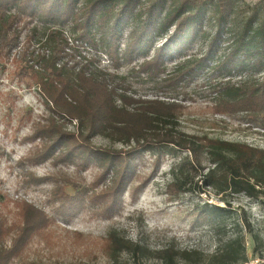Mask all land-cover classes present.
I'll return each instance as SVG.
<instances>
[{
    "label": "rangeland",
    "instance_id": "obj_1",
    "mask_svg": "<svg viewBox=\"0 0 264 264\" xmlns=\"http://www.w3.org/2000/svg\"><path fill=\"white\" fill-rule=\"evenodd\" d=\"M93 1L72 0L62 18L68 20L64 24L59 22L53 25L51 22L45 23L46 19L36 17L24 27L20 43L32 28L37 30L36 39L40 38L45 25L60 28L68 45L80 51L76 59L89 58L97 67L115 73L120 88L129 97L158 98L179 104L180 107L173 113L176 128L181 132L264 149V130L244 118L241 112L230 114L217 111L215 101L220 96L217 88L220 82L229 76L234 81L244 74V71L237 72L233 68L237 59L224 58L222 54L227 52L222 49L217 54L211 51L207 65L194 69L190 77L186 75L181 81L169 77L176 73L177 68L183 69L178 66L185 60H199L207 54L206 37L198 31L195 37L181 44L170 45L168 50L165 47L160 52V55L163 54L158 61H161L160 66L157 63L155 67L152 59L162 46L163 39L153 37L152 46L146 50V55L142 51L134 53L132 49L128 50L131 45L127 46L129 37L133 40L132 33H138L147 20V5L136 9L139 18L135 20L122 16L116 19L114 14L118 8L113 5L108 16L102 19L107 22L95 32V39L99 42L104 38L114 20L121 21L116 27V47H110V50L117 48L120 58L119 66L114 67L112 59L103 53L99 44L95 48L90 47L78 38L81 29L75 26L85 20V11ZM205 2V13L197 19L201 20L202 31L209 33L215 31V20H220L221 13L214 8L213 0ZM258 2L237 0L227 19L230 20L229 25L246 20ZM170 3V0L166 2L162 14L172 9ZM144 31L145 34L149 32L147 28ZM107 42H110L109 37ZM33 43L36 47V42ZM226 44L224 39L220 46ZM124 50L130 54L126 59L122 57ZM29 67V63L19 61L17 52L0 62V223L8 229L6 236L0 240V247L8 250L17 240L23 226L25 228L27 224L38 222L37 215L31 220L25 219L19 213L17 202L23 201L42 211L47 224L32 234L23 249L17 250L7 264H111L105 253L106 239L110 233L139 244L144 249L142 260L146 264H161L159 253L168 246L178 250L199 251L203 254L201 264H206L224 246L229 245L228 250L235 251L239 249L240 243L247 258H264V206L242 193L216 192L204 187L201 178L210 167L205 154L200 158L202 170L195 171L192 181L198 182L199 190L191 187L188 192L170 195L166 186L188 153L172 152L170 147L162 148L167 152L157 161V156L150 150L135 152L132 157L135 159L137 178L127 185L117 200L112 199V175L103 177L101 167L96 163H89L86 169H80L64 159L49 158L42 161L48 151L42 147L37 129L52 118L63 123L67 130H73L74 121L70 124L66 118L61 120L60 116L52 117L56 114L51 115L45 107L37 88L25 86L27 77L23 71ZM91 142L94 147L107 153L121 151L125 154H120H128L124 146L104 137L94 136ZM58 189L68 197L81 195L84 203L74 209L61 206ZM203 203L227 209V213L215 219H221L220 224L212 220L195 221L194 209ZM246 223L248 226L245 227ZM255 236L256 241L253 238ZM236 238L239 242H232ZM121 258L131 259L126 251L122 252Z\"/></svg>",
    "mask_w": 264,
    "mask_h": 264
},
{
    "label": "trees",
    "instance_id": "obj_2",
    "mask_svg": "<svg viewBox=\"0 0 264 264\" xmlns=\"http://www.w3.org/2000/svg\"><path fill=\"white\" fill-rule=\"evenodd\" d=\"M71 1L0 0V62L17 52L20 62L30 64L29 69L23 71V75L27 77L25 86L37 88L44 99L45 107L51 115L56 114L52 117L60 116L61 120L66 118L70 124L74 121L73 130H67L63 123L53 121L52 118L37 129L42 147L48 151L42 161L49 158L64 159L80 169H86L89 163H96L101 167L103 177L112 175V199L117 200L127 185L137 178L135 159L132 157L135 152L150 150L157 156V161L167 152L161 150L162 148L170 147L172 152L188 153L185 160L187 163L184 161L178 166L172 181L166 186L170 195L188 192L191 187L199 190L198 182L192 181L195 171L202 170L200 158L205 154L210 167L201 178L204 187L216 192L242 193L264 206V149L246 143L201 138L181 132L176 128L177 122L173 113L180 107L179 104L158 98L129 97L120 88L115 73L97 67L89 58L76 59L80 56V51L68 45L60 28L45 25L38 39L36 28H32L20 43L24 27L30 25L36 17L46 19L45 23L51 22L53 25L66 23L68 20L62 18L65 17ZM167 1L94 0L85 11V20L75 26L81 29L78 38L90 47L95 48L99 44L103 53L112 59L113 66L118 67L120 58L115 48L118 33L116 27L121 21L114 20L106 34L108 36H104L99 42H96L95 32L107 22L102 19L108 16L113 5L118 8L114 14L116 19L122 16L124 19L132 17L134 20L139 18L136 9L147 5V20L143 22L138 33H132L133 40L129 37L127 46L131 45L128 50L132 49L134 53L142 51L146 55L147 49L152 46L153 37L163 39L162 46L152 59L157 67V63L160 66L161 61H158L163 56L160 52L165 47L168 50L170 45L181 44L201 31L200 34L206 37L207 54L199 60H185L178 66L183 69L177 68L176 73L169 77L179 81L186 75L190 77L194 69L207 65L211 51L217 54L222 49L227 52L222 54L224 58L237 59L233 68L237 72L244 71V74L237 80L233 81L232 76H229L220 82L217 87L220 96L215 101L217 111L230 114L241 112L244 118L264 130V0H259L246 20L233 26L229 25L230 20L227 19L237 0H213V6L221 16L220 20H215L216 29L209 32L211 34L202 31L201 20L197 19L205 13L206 0H170L172 9L164 15L162 10ZM145 28L150 35L145 34ZM91 29L94 31L91 32ZM224 39L227 44L220 46ZM33 41L36 42V47ZM111 46L115 47L110 50ZM18 47L20 48L17 49ZM66 49L69 51H65ZM128 50L123 51V59L130 56ZM94 136L121 144L128 154L123 155L125 153L121 151L111 154L94 147L91 142ZM57 195L61 198V206H68L70 209L79 208L84 203L79 194L68 197L58 189ZM92 199L96 200L95 197ZM17 206L25 219L31 220L37 215L38 222L27 224L25 228L23 226L17 240L8 250L0 247V264H7L17 250L23 249L32 234L47 224V218L42 211L23 201L17 202ZM225 213L226 208L209 203L197 206L193 212L195 221L212 220L218 224L221 219L215 220L216 217ZM7 231L0 223V240H3ZM253 238L256 241V236ZM232 242H239L238 238ZM228 247L229 245L219 249L206 264H242L248 259L241 243L235 251H229ZM124 251L129 253L131 259L122 260L121 254ZM105 253L111 264H146L142 260L144 249L139 244L114 233L107 236ZM202 258L203 254L199 251L178 250L172 246L163 248L159 253L161 264H201Z\"/></svg>",
    "mask_w": 264,
    "mask_h": 264
},
{
    "label": "built area",
    "instance_id": "obj_3",
    "mask_svg": "<svg viewBox=\"0 0 264 264\" xmlns=\"http://www.w3.org/2000/svg\"><path fill=\"white\" fill-rule=\"evenodd\" d=\"M242 264H264V258H254V259L248 258Z\"/></svg>",
    "mask_w": 264,
    "mask_h": 264
}]
</instances>
